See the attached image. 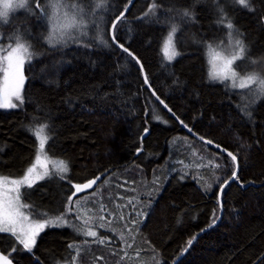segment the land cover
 <instances>
[{
    "label": "trees",
    "instance_id": "obj_1",
    "mask_svg": "<svg viewBox=\"0 0 264 264\" xmlns=\"http://www.w3.org/2000/svg\"><path fill=\"white\" fill-rule=\"evenodd\" d=\"M69 1L90 12L101 2ZM127 1L102 0V41L81 35L50 43L52 27L35 7L43 0H30L27 16L0 25L3 47L20 43L32 53L22 67L23 103L0 107V175L25 171L40 124L48 125L45 149L68 167L64 178L41 180L21 192L27 212L61 216L73 206L68 197L79 195H72L76 184L102 173L104 180L117 178L96 204L107 228L92 224L99 236H82L77 225L52 226L29 250L0 232V253L11 264H170L218 214L217 191L234 162L186 132L146 86L138 62L112 41L109 26ZM229 21L245 45L248 67L241 75L255 71L264 78V0H249L248 7L236 0H133L113 29L173 113L237 156L238 179L221 191L219 220L174 264H264V97L248 115L241 90L208 75V45L224 38ZM172 25L179 55L169 61L162 45ZM10 33L13 39L5 44Z\"/></svg>",
    "mask_w": 264,
    "mask_h": 264
},
{
    "label": "snow or ice",
    "instance_id": "obj_2",
    "mask_svg": "<svg viewBox=\"0 0 264 264\" xmlns=\"http://www.w3.org/2000/svg\"><path fill=\"white\" fill-rule=\"evenodd\" d=\"M236 2L245 7L249 6V0H236ZM29 3L30 0H18V2L16 3H14L13 0H0V5H2V7H0V18L7 20L10 10H15L17 8H28ZM50 6L53 9L51 17L52 32L50 33L49 37H47V39L51 43L53 40V36L57 31L63 33L65 28L76 26V16H69L68 13H64V17L65 20L70 22L64 25H60L58 22L59 10L61 8H68L69 10L77 9L81 13L83 10L79 9L78 5L74 3L65 4L64 0H52ZM96 6L101 7L102 0L100 3H97ZM155 6V4L150 6L148 11L151 12L155 8ZM35 7L40 8L41 5L36 2ZM144 15L147 16L148 13L146 12ZM184 15L187 16L190 15V13L185 11ZM123 16L124 13L122 12L120 16L116 18V21L112 24L113 29L116 28V23L119 22L123 18ZM220 22L223 23V19ZM227 28L230 30L233 29V25L230 21L227 23ZM176 32L177 26L172 25L171 31L168 33V36L165 38L162 46L164 57L169 61L173 60L177 55H179V53L175 50L174 44V35ZM229 35L231 36V32L229 33ZM112 39L115 40V35H113ZM235 45L238 48V51L234 55H232L231 59H228L226 61L224 70L220 73H217L215 71L210 72V77L220 78L222 80L231 79L233 82L232 86L234 88H239L242 90H251L254 86L256 94L260 97H264V78L255 75H248L246 78H240L238 77V74L234 70H232V65L235 63V61L242 59L245 53V46L241 40L237 39L235 41ZM120 47L124 48L123 45H120ZM208 48L210 52L214 51L212 45H208ZM124 51L127 52L128 49L124 48ZM31 58L32 53L29 52L28 47L20 43H18L16 47L12 49V51L9 52L6 56L0 57V72H2L3 74L2 76H0V107H16V104L12 103L13 97L23 103L22 97L20 95V89L23 85L24 80L22 67L25 63V59L30 60ZM213 59H215V57ZM238 79L239 83H237ZM145 82L147 83V76H145ZM161 103H163V101H161ZM243 110L246 112V114L250 115V113L247 112V105H245ZM185 127L187 126L185 125ZM47 128V124H40L38 127L33 129V133L39 141V147L37 149L35 161L31 165V167L26 170L24 176L20 179H10L9 177L0 176V232L12 233L16 236L19 243L23 244L24 248L29 250L35 243V237L39 234L40 231L43 230L46 225H59L66 222L63 215H61L56 217L55 219L45 220L43 223L29 224L27 228L23 226V222L27 221L28 217L24 215L21 209L28 208L29 206L20 202V187L22 185H25L30 188L37 180L44 179L45 176H49L52 174L48 170L47 154L45 153V144L50 139V137L46 134ZM201 139L203 138L201 137ZM208 143L211 144L212 141H208ZM228 156L231 157L232 162L235 163L237 161L236 155L229 152ZM42 157H44L43 160ZM54 167L61 174L68 171L67 164L63 160L55 162ZM216 167H219V165H216ZM37 169H42V174L38 172ZM234 179H238L236 171H233L232 176L229 178V180ZM98 180H100V177L89 180L85 184H76L74 186L76 191L72 195L75 196L77 193L83 192L87 189H91ZM224 183L225 185H227L229 181L226 180ZM221 190L223 191V186H221ZM68 201L69 205L73 203L72 196L68 197ZM75 204L77 207H79L80 201L76 200ZM222 207L223 206L221 204V210ZM68 211H72V208L69 207ZM215 222L216 221L213 220V224H215ZM132 223L135 224L136 221L133 220ZM103 226V224L100 225V227ZM84 234L90 237H97L98 235L96 231L92 230H87L84 232ZM194 239L195 237L188 241L189 246L192 244ZM100 242L104 243L105 241L101 239ZM70 247L74 246L70 245ZM0 264H11V261H9L6 256L0 255Z\"/></svg>",
    "mask_w": 264,
    "mask_h": 264
},
{
    "label": "rangeland",
    "instance_id": "obj_3",
    "mask_svg": "<svg viewBox=\"0 0 264 264\" xmlns=\"http://www.w3.org/2000/svg\"><path fill=\"white\" fill-rule=\"evenodd\" d=\"M13 2L16 3V2H18V0H13ZM51 2H52V0H43V3L41 5V13L43 15V19L45 21H48L52 27L51 17H52L53 9L50 6ZM64 3L65 4H73V3L76 4L73 1L70 2L69 0H64ZM0 7H2V5H0ZM78 8L83 10L82 13L79 12L77 9L69 10L68 8H61L59 10L58 22L60 25H64V24L70 22V21L65 20V17H64V13H68L69 16H72V15L76 16V26L65 28L63 33L57 31L56 34L53 36V44L58 43L60 41L61 42L71 41V40L75 39L77 36L79 37L81 35L86 36V37L87 36L88 37H97L101 41L103 40L102 39L103 38L102 30H103V22H104L103 19H104V11H105L104 5L102 4L101 7L93 6L92 12H90L89 10H86L85 8H83L82 6H79V5H78ZM98 9H99V11H98ZM29 11H30L29 6H28V8H17L15 10H10L7 20L0 18V25L6 24L11 17L17 16L18 14L27 16ZM93 12H94V14H93ZM226 30L227 31H226L224 38L221 39L220 41H218L217 45L213 48L214 51L208 53V75L210 74V72H213V71H215L217 73L222 72L224 70L226 61L228 59H231L232 55H234L238 51V48L235 45V41L237 39H239L243 42V40L240 38V36H238L234 32L233 29L230 30V29L226 28ZM230 32H231V36L229 35ZM15 34H14V36L16 38L18 36H20L19 33H15ZM0 37H2V36L0 35ZM9 37H10V39H13V34L10 33L7 37H4L7 39L5 44L10 43ZM243 44H244V42H243ZM16 45L17 44H14V45L10 46L9 48L3 47V42L0 41V57L6 56L9 52L12 51V49H14L16 47ZM6 48H8V49H6ZM244 56H245V53H244ZM214 57H215V59H213ZM243 59H244V57L242 59L235 61V63L232 65V70H234L238 74V77L246 78L248 75H255V76H259V77L263 78L260 74H258L255 71H248L247 74L241 75L240 72L241 71L242 72L247 71V67H248V63L246 61H243ZM2 75H3L2 72H0V76H2ZM209 79L213 82L228 83L230 87L234 88L232 86L233 82L231 79L222 80L220 78H211L210 75H209ZM237 83H239V79L237 80ZM237 89H239V88H237ZM240 90H241L240 101L242 102L243 109H244L245 105H247V112H248V110L250 109V107H252L254 105L256 100L258 98H261V97L256 94V90H255L254 86L252 87L251 90H247V89H245V90L240 89ZM20 93H21V89H20ZM12 103L16 104V107L18 106V100H16L14 97L12 98ZM5 108H15V107H5ZM35 138H36V136H35ZM36 141H37V147H36L34 157H33L32 161L29 163V165H27V167L25 168V171L22 174H20L18 176H7V175H0V176L9 177L10 179L22 178L24 176L26 170L29 167H31V165L35 161V157L37 155V149L39 147V141L37 140V138H36ZM45 153L47 154L48 170L52 174L49 176H45L44 179L37 180L36 182L41 181V180H45V179L46 180H58L61 177L64 178L65 174L67 172L61 174L54 167L55 162H58V161L63 160V159L50 155L46 149H45ZM43 159H44V157H42V160ZM37 171L42 174L43 170L37 169ZM128 174H130V172H128ZM101 179L98 180L97 183L91 189L85 190V191H83V193L80 192L81 194L80 193L76 194V195H78V194L79 195L73 199V203H72L73 206L71 207L72 211L67 210L63 214L64 220L66 221L65 223H62L59 225H56V224L46 225L42 231H44L47 227H52V226H70V227L76 228V225H77L76 231L78 232V230H79V233L82 236H86L84 234V232L87 230L96 231L98 234L97 236H99V231L96 230L95 228L90 227L92 224L97 223V222H98L99 227L101 224L104 225L103 227H100V228L107 229V228H105L106 224L102 220H99L97 218L96 210L99 208V206L96 207V204H99V205L101 204L100 199L103 197V195H105L103 193L106 191L108 192L107 186L109 187L112 184V182L117 180V178L116 177H110L109 179H111V180H108V181L104 180V178L102 180ZM28 188L29 187H27L25 185H22L20 187V202L22 204H25V203L23 202L21 192L23 190H27ZM103 189H106V190L103 192ZM75 191L76 190L74 188V192ZM32 198H33V196H32ZM76 200L80 201L79 207H77L75 204ZM103 202H105V200H103ZM21 211L24 213L25 216L28 217V220L23 222V226L25 228H27V226L29 224L43 223L45 220L55 219L56 217H58V216H51L48 218H38L36 216H33L31 213L29 214L27 212L26 208H22ZM80 223L83 224V229H79ZM86 224L89 226L85 227L84 225H86ZM42 231H40L39 234ZM10 234H12V233H10ZM38 235L35 237V243H36ZM13 236L16 237L15 235H13ZM86 237H90V236H86ZM35 243H34V245H35ZM34 245H32L31 249L34 247ZM62 261H63V259H62Z\"/></svg>",
    "mask_w": 264,
    "mask_h": 264
},
{
    "label": "water",
    "instance_id": "obj_4",
    "mask_svg": "<svg viewBox=\"0 0 264 264\" xmlns=\"http://www.w3.org/2000/svg\"><path fill=\"white\" fill-rule=\"evenodd\" d=\"M133 0H128L127 1V3H126V5L124 6V8L122 9V11L113 19V21L111 22V24H110V26H109V35H110V37H111V39H112V37H113V27H112V24H113V22H115L116 21V18L118 17V16H120V14L123 12V13H125V11H126V8H128L129 7V5L131 4V2H132ZM112 41L113 42H115L119 47H120V43H118L116 40H113L112 39ZM121 48V47H120ZM125 48V47H124ZM124 48H122L123 50H124ZM137 62H138V64H139V67H140V70H141V73H142V76H143V80H144V82H145V73H144V70H143V67H141L142 65H141V63L139 62V60L128 50L127 51ZM145 84H146V86L151 90V92H152V94L155 96V98L161 103V99L157 96V94L151 89V87H150V85L148 84V82L146 83L145 82ZM158 97V98H157ZM162 105H163V107L168 111V113L174 118V119H176L177 120V122L181 125V127L182 128H184V130L186 131V132H188L190 135H192V136H194V137H196V138H198L199 140H202L203 142H205L206 144H208V145H210V146H212V147H214V148H216V149H218V150H220L221 152H223V153H225V154H227L228 155V153L230 152V151H228L226 148H224V147H222V146H220L219 144H217V143H215V142H212L211 144H209L208 143V141H210V140H207V139H205V138H203V139H201V136H199L198 134H196L195 132H193L187 125V127H185V124L184 123H181L182 121L173 113V111L169 108V107H167V105H165V103H161ZM166 106V107H165ZM217 146H219V147H217ZM231 153V152H230ZM237 165H238V163H237V161L234 163V170L233 171H236L237 172ZM232 176V174L226 179V180H228V181H231V180H229V178ZM93 179H95V178H90V179H88L85 183H87L89 180H93ZM226 180H224L223 182H222V184L220 185V187L218 188V191H217V198H218V203H219V210H218V214H217V216H216V218L214 219L216 222L219 220V218H220V216H221V186H225V181ZM85 183H83V184H85ZM94 186V185H93ZM217 217H218V219H217ZM215 222V223H216ZM212 225H214L213 224V221L212 222H210L209 224H207L206 226H204L203 228H201L199 231H197L190 239H192L193 237H195V239L203 232V231H205L206 229H208L209 227H211ZM194 239V240H195ZM193 240V241H194ZM193 243V242H192ZM189 247V245H188V243L186 244V246L183 248V250L172 260V262L170 263V264H174L182 255H183V253L187 250V248ZM0 255H1V253H0Z\"/></svg>",
    "mask_w": 264,
    "mask_h": 264
},
{
    "label": "bare ground",
    "instance_id": "obj_5",
    "mask_svg": "<svg viewBox=\"0 0 264 264\" xmlns=\"http://www.w3.org/2000/svg\"><path fill=\"white\" fill-rule=\"evenodd\" d=\"M119 43V42H118ZM116 44V43H115ZM122 45V44H121ZM120 48V47H119ZM122 49V48H121ZM123 50V49H122ZM128 53V52H127ZM151 91V90H150ZM152 93V92H151ZM154 96V95H153ZM158 96V95H157ZM155 97V96H154ZM164 103V102H163ZM161 104V103H160ZM162 105V104H161ZM166 105V104H165ZM163 106V105H162ZM168 107V106H167ZM164 108V107H163ZM168 112V111H167ZM186 125V124H185ZM189 127V126H188ZM190 128V127H189ZM191 129V128H190ZM198 139V138H197ZM208 140V139H207ZM229 151V150H228ZM106 173H102L101 175H99L98 177H100V179L103 177L102 175H105ZM188 249V248H187ZM183 250V249H182ZM181 250V251H182Z\"/></svg>",
    "mask_w": 264,
    "mask_h": 264
}]
</instances>
